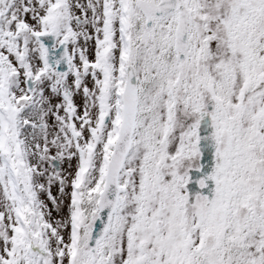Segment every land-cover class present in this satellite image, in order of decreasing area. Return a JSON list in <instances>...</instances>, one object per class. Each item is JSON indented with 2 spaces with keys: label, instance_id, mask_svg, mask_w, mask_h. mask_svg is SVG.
Segmentation results:
<instances>
[{
  "label": "snow or ice",
  "instance_id": "1",
  "mask_svg": "<svg viewBox=\"0 0 264 264\" xmlns=\"http://www.w3.org/2000/svg\"><path fill=\"white\" fill-rule=\"evenodd\" d=\"M0 264H264V0H0Z\"/></svg>",
  "mask_w": 264,
  "mask_h": 264
}]
</instances>
